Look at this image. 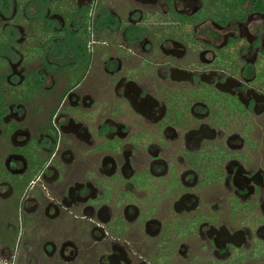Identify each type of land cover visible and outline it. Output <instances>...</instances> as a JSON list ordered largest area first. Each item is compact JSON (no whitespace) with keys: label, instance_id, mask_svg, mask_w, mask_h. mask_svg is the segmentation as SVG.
I'll return each mask as SVG.
<instances>
[{"label":"flooded vegetation","instance_id":"obj_1","mask_svg":"<svg viewBox=\"0 0 264 264\" xmlns=\"http://www.w3.org/2000/svg\"><path fill=\"white\" fill-rule=\"evenodd\" d=\"M0 264H264V0H0Z\"/></svg>","mask_w":264,"mask_h":264}]
</instances>
